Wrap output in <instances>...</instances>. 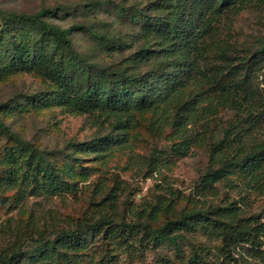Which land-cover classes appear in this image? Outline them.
<instances>
[{"label":"rangeland","instance_id":"1","mask_svg":"<svg viewBox=\"0 0 264 264\" xmlns=\"http://www.w3.org/2000/svg\"><path fill=\"white\" fill-rule=\"evenodd\" d=\"M163 1L0 0V10L25 15L55 11L48 22L64 30L78 28L70 40L88 67L142 77L159 63L154 59L133 62L146 42L140 29L150 21L139 18L134 22V16L140 17L141 11L152 19L166 15L167 10H154V5ZM217 27L220 39L232 45L233 55L244 57L259 50L264 45V0L226 13ZM19 32L28 38L35 35L26 28ZM0 44V53H5L7 41L0 39ZM259 83L264 88V71ZM191 88L196 92L208 89L202 84ZM53 91L49 81L34 74L0 73L1 121L24 141L50 154L58 168L68 166L71 182L69 189L54 196H23L19 190L0 192V253L12 249L20 219L33 222L26 228L33 240L23 250L28 264H34L31 259L61 232L86 230L98 220L113 218L119 232L114 238L104 235L92 242L80 264H159L166 258L175 264H189L195 256L199 264H264V194L248 188L240 174L203 184L209 172L222 167L213 150L223 139L224 130L238 123V110L218 107L214 116L183 126L173 107L158 105V112H135L126 129L119 132L115 130L118 121L112 116L98 119L63 112L52 99ZM110 134L122 139L111 153H78L75 144ZM262 134L264 123L258 140ZM15 146V141L0 131V159L7 158ZM74 153L79 159L82 155L80 164L70 160ZM5 174L0 166V178ZM210 185L212 190H204ZM194 211L213 219L203 222L194 233L174 230V224L169 227L172 235H182L180 254L169 242L154 244L150 230L145 228L148 224L158 229ZM216 220L232 221L253 237L259 234L261 250L235 248L220 224L215 227Z\"/></svg>","mask_w":264,"mask_h":264},{"label":"trees","instance_id":"2","mask_svg":"<svg viewBox=\"0 0 264 264\" xmlns=\"http://www.w3.org/2000/svg\"><path fill=\"white\" fill-rule=\"evenodd\" d=\"M257 1L166 0L154 5L155 11L167 10L166 15L157 19L141 11L140 17L134 16V22L139 18L150 21L144 22L140 29L146 42L133 56V62L140 64L154 59L159 63L142 77L111 73L95 65L88 67L70 40L71 33L78 28L64 30L48 22L55 11L25 15L0 10V39L8 43L5 53H0V73L8 75L22 71L41 77L54 87L52 99L63 112L94 115L98 119L112 116L118 121L115 130L119 132L126 129L135 112H158V105L173 107L177 117L184 121L183 126L214 116L218 107L238 110V123L224 130L223 139L213 150L222 167L209 172L203 184L240 174L248 188L264 194V134L262 139H257L264 123V88L259 85L264 71V45L244 57L233 55L232 45L220 39L217 27L226 13L240 11ZM25 28L32 30L34 37L21 35L20 29ZM2 49L0 44V51ZM199 84L208 89L196 92L191 88V85ZM206 95L208 97L204 99ZM205 101L209 103L203 106ZM0 131L16 143L7 158L0 159V166L6 170L4 178H0V192L19 190L23 196H54L69 189L68 166L58 168L50 154L24 141L1 119ZM121 140L120 136L110 134L75 146L78 153L103 155L111 153ZM78 153L69 158L80 164L83 157L77 158ZM229 168L231 171H227ZM204 188L212 190L214 186ZM212 219L211 215L194 211L158 229L149 228L148 224L145 228L150 230L154 244L169 242L180 254L182 235H172L168 232L169 227L174 224V230L194 233L203 222ZM8 221L11 223L12 219ZM221 222L218 220L215 227L220 224L222 232L237 245L235 248L249 246L261 250L259 234L253 237L232 221ZM29 224L33 225V222L19 220L14 233L15 243L12 249L0 253V264H28L23 248L33 240L26 232ZM118 232L115 220L104 218L90 224L86 230L61 232L31 260L34 264H80L82 254L92 242L104 235L114 238ZM159 264L175 263L166 258ZM189 264H199L198 258L191 257Z\"/></svg>","mask_w":264,"mask_h":264}]
</instances>
